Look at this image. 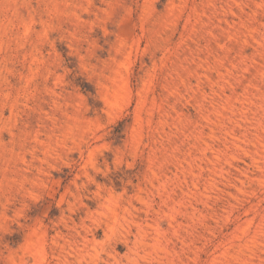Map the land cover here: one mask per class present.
<instances>
[{
	"label": "rangeland",
	"instance_id": "obj_1",
	"mask_svg": "<svg viewBox=\"0 0 264 264\" xmlns=\"http://www.w3.org/2000/svg\"><path fill=\"white\" fill-rule=\"evenodd\" d=\"M0 264H264V0H0Z\"/></svg>",
	"mask_w": 264,
	"mask_h": 264
},
{
	"label": "bare ground",
	"instance_id": "obj_2",
	"mask_svg": "<svg viewBox=\"0 0 264 264\" xmlns=\"http://www.w3.org/2000/svg\"><path fill=\"white\" fill-rule=\"evenodd\" d=\"M120 90V89H119ZM118 93V92H117Z\"/></svg>",
	"mask_w": 264,
	"mask_h": 264
}]
</instances>
